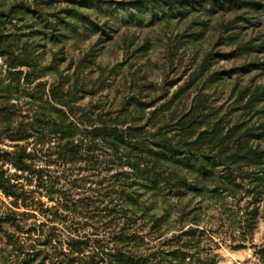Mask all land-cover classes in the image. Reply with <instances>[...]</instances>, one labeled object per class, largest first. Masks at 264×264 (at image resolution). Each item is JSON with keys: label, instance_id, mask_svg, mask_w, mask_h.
<instances>
[{"label": "rangeland", "instance_id": "1", "mask_svg": "<svg viewBox=\"0 0 264 264\" xmlns=\"http://www.w3.org/2000/svg\"><path fill=\"white\" fill-rule=\"evenodd\" d=\"M105 126L217 166L130 206ZM120 257L264 264V0H0V264Z\"/></svg>", "mask_w": 264, "mask_h": 264}, {"label": "trees", "instance_id": "2", "mask_svg": "<svg viewBox=\"0 0 264 264\" xmlns=\"http://www.w3.org/2000/svg\"><path fill=\"white\" fill-rule=\"evenodd\" d=\"M98 131L96 137H101L105 142L109 144L111 149L115 151L120 150H127V149H138V150H147L148 156H153L152 159L149 161L151 163L150 169H141L140 164L137 162L130 163L129 166L133 170L135 174L134 177L131 176L132 174L129 171H126L122 174H119L117 177L120 178L122 181L120 187V198L124 199L125 203L136 207L139 204V198L134 195L137 191V186H142L150 190L155 189H163V177L160 170L163 168V164L166 162L175 163V166L178 168L186 169L191 168L192 170H196L201 175L209 176V166L216 167L217 163L215 160L207 162L205 157L201 155H194L191 151H184V149L177 148L175 145H172L168 138H161L160 141L156 142L158 150L151 149L150 145L139 142L137 140L131 139L129 133L125 131H120L116 127L105 126L102 128L95 129ZM95 131H91L94 133ZM146 140V139H145ZM144 140V141H145ZM146 146V148H145ZM122 159L123 157H119ZM207 158V157H206ZM122 178V179H121ZM134 178V179H133ZM138 179H142L145 182H141ZM184 181V179H183ZM3 187L9 190V187L3 183ZM16 197L23 196L22 193H18L15 191H10ZM15 192V193H14ZM119 261L120 264H146L141 262H134L131 259L120 257Z\"/></svg>", "mask_w": 264, "mask_h": 264}]
</instances>
